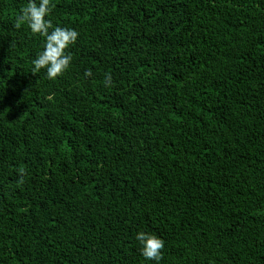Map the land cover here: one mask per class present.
Here are the masks:
<instances>
[{"label":"trees","instance_id":"obj_1","mask_svg":"<svg viewBox=\"0 0 264 264\" xmlns=\"http://www.w3.org/2000/svg\"><path fill=\"white\" fill-rule=\"evenodd\" d=\"M27 3L0 0V264H156L140 231L264 264V0H51L56 80Z\"/></svg>","mask_w":264,"mask_h":264},{"label":"clouds","instance_id":"obj_2","mask_svg":"<svg viewBox=\"0 0 264 264\" xmlns=\"http://www.w3.org/2000/svg\"><path fill=\"white\" fill-rule=\"evenodd\" d=\"M54 5L51 0H28L25 7L20 9V19L26 23L33 35L43 39V49L32 60V73L46 72L49 80H56L62 76L70 67L73 57L67 51L78 39L79 33L76 29L67 26H53L49 17ZM91 76V71L84 74ZM112 83L111 75H106L105 86ZM141 254L146 260L155 261L160 264L163 258V239L156 235L140 231L136 234Z\"/></svg>","mask_w":264,"mask_h":264}]
</instances>
